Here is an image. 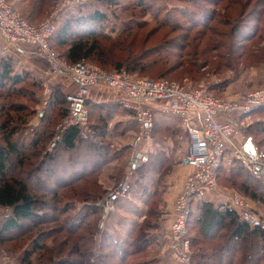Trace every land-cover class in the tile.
Segmentation results:
<instances>
[{"label":"rangeland","instance_id":"1","mask_svg":"<svg viewBox=\"0 0 264 264\" xmlns=\"http://www.w3.org/2000/svg\"><path fill=\"white\" fill-rule=\"evenodd\" d=\"M60 1L40 0L38 4L37 2L33 4L36 7H31L28 3L31 1L10 0L14 8L32 25H37L44 20ZM137 1L115 0L112 3L111 0V3H104L103 0H85L81 3L70 2L60 17L68 8L81 4L79 6L82 7L83 12L98 11L104 14L109 24L116 26V31L129 25L128 31L121 39L130 37L128 42L131 45L128 48L133 51L132 55H137L140 60L141 65L137 67L135 76L151 78L165 76L164 78L179 82L189 89L206 88L213 95L229 100H240L248 93L264 88V20L259 22L258 12L253 10L258 4V0H251V4L245 12H242V6L246 0L234 1L233 3H230L229 0L224 1L221 6H217L219 8L217 14L211 17L210 25H213L212 28H206L200 24L196 26L190 21L192 14L189 13H195L196 19L198 15L203 13L206 15L207 8L214 10L216 7L212 5L213 1L211 0L203 1L200 7L192 4V0H145L147 2L143 5L137 4ZM238 4L240 6H237ZM185 6L189 7L188 12H186ZM260 8H262V4ZM26 10L32 11V16L27 17ZM131 18L141 21L143 26L138 27L136 23H127V20ZM242 18L243 26L247 27L245 30L249 34H251L253 27L259 24V30L251 40L240 38L239 32L235 30L238 22L242 23ZM116 31L111 32L110 28L106 29V32L113 36L116 35ZM215 32H219L221 35H215L214 40L210 41L208 36ZM134 34L136 35L134 36ZM186 34L189 35V42L188 39L187 41L185 39ZM98 44L97 59L92 63L108 72L115 71L116 64L125 59L124 54L127 57L131 56V54L127 55V51H124L123 54L118 50L120 49L118 46H116L118 49L112 48V41L99 39ZM26 48L29 51L33 50L29 47ZM53 49L59 58L66 61L60 54L65 49ZM61 78H63L62 83L69 84L68 78ZM61 78L57 79L60 80ZM92 94L95 95L96 92H92ZM100 94L104 95L102 96L103 99L115 96L104 89ZM44 97L43 87L39 95L40 104L37 105L36 113L29 120L31 123L37 119L36 116L41 109L40 106L44 103ZM116 100H120L119 95H116ZM28 103L32 105L31 102ZM33 105L35 106V104ZM160 117L159 115L155 116L153 130L149 138L142 144L143 151L149 154L148 160L141 163L142 165H137V167L141 165L140 167L143 169L133 171L130 180L134 186L130 194L117 203L116 210L106 219L103 230L104 232L107 230L116 232L114 234L119 238L118 244L122 245L125 244L124 240L128 239L129 233L127 231L132 227L138 229L136 234L139 235L140 226L138 227L135 222L140 223L139 225L145 223V228H147L145 233L151 235L150 240L147 239L148 244L145 247L138 250L128 247L127 252L119 253V250L111 246L109 237H106L103 231L99 229L102 222L101 212L100 215L92 212L81 227L79 226L75 231H68L63 227V223L68 218L69 209L67 212H63V208L59 210L57 205L55 206V203L58 202L60 207L68 205V202L76 203L77 209L83 205L86 207L95 206L96 202L107 195L110 187L127 176L131 167L130 158L132 155V149L130 147L129 151L128 147L127 150L125 149L124 155L117 158L110 166L105 163L99 171L82 179V183L71 186V189H62L59 201L48 198V202L42 205V209H39V211L45 212L39 218L26 220L23 222L22 229H12L3 235L0 243V264H176L169 249L168 236L171 217L167 213L169 191L166 182L170 176L177 174L179 168L182 167L177 164L181 162V159L172 156L169 151L173 149L175 153L178 152L187 142V138H181L184 133L182 129L174 132L158 130L156 124ZM231 118L238 119L237 121L242 127V136L237 139L238 144L236 143V145L247 149L255 146L260 149L264 157V109L253 112L242 119L239 118V113L233 114ZM62 119L54 128V138L58 134L60 137L62 136L57 131V126ZM42 122L43 120L39 121L38 124L41 125ZM131 140L133 141V138ZM171 140L175 144L174 148H171ZM120 142L119 140L118 143ZM167 146L171 149L167 150ZM235 155L234 147L229 146L217 180L216 197L211 201L217 205L225 204L227 206L229 204L225 198L240 194L248 201L250 211L254 213L256 220L264 225V177L257 175L255 170L249 168L242 159L236 158ZM61 163L59 166L53 165V169L59 167L56 172L58 175L60 169L63 168V162ZM27 172L33 174L32 181L44 179L51 183L52 178L45 173L44 169L38 173L29 169ZM105 180L110 182L108 188L105 186ZM45 181L42 182L47 184L48 182ZM140 181H143V187L140 185ZM246 185L250 188H256V194L260 195L261 199L246 192ZM207 200L210 199L207 198ZM198 206L193 209L192 214L197 213ZM4 213L5 209L0 206V225L6 220ZM245 223L250 228L252 227L250 222ZM189 226V236L197 235L198 225L192 223L191 229ZM222 233L217 239L205 243L204 239L202 244L194 243L195 247L192 246L191 240V264H193V259L197 264H227L231 258L230 254L225 257L222 249H217L219 252L215 249L226 237L227 231L223 230ZM154 234H156L155 237ZM233 245L238 250L234 264H238L243 255L244 242L235 241ZM247 245L250 248V244L246 243L245 246ZM200 249L205 251L209 249L210 252L198 256ZM211 252L218 253V256L216 258L209 256L208 253ZM1 253L4 255L2 256ZM230 253L233 254V251L230 250ZM252 256L253 260L256 261L259 253L254 250ZM240 264L248 263L244 261Z\"/></svg>","mask_w":264,"mask_h":264},{"label":"trees","instance_id":"2","mask_svg":"<svg viewBox=\"0 0 264 264\" xmlns=\"http://www.w3.org/2000/svg\"><path fill=\"white\" fill-rule=\"evenodd\" d=\"M28 1H31L28 2L31 7H36L33 4L36 2L38 4L40 0ZM114 1L112 0V3ZM203 1L206 0H192V4L200 7ZM211 1H213L212 5L216 7L214 10L207 8L206 15L204 13L201 15L197 14L198 18L196 19V14L189 12L192 14L190 21L196 24V26L200 24L204 27L206 26V28H212L213 25H210L211 17L217 14L219 10L217 6H221L226 0ZM229 1L233 3L234 1L238 2L241 0ZM103 2L111 3V0H103ZM146 2L145 0H138L137 4L141 3L143 5ZM257 3L253 10L258 12L260 22L264 20V0H258ZM250 4L251 0H246L242 6V12L247 11V7ZM261 4L262 8H260ZM79 5L81 4L75 5L76 7L72 6L59 17L57 30L51 38L52 47L65 49L60 54L69 63H75L81 59L94 62L97 59V51L99 50V39L112 41V48H120L118 50L123 52V54L124 51H127V55L131 54L128 57L124 54L125 59L118 62L114 70L126 71L135 75L134 73L137 67L141 65L140 60L137 55H132L133 51L128 48L131 45L128 42L130 37L121 39L125 32L128 31L127 27L129 25L122 30L116 31V26L109 24L104 14L98 11L92 13L83 12L81 10L82 7ZM237 6H240V4ZM74 7L78 8V10H75ZM185 7L186 12H188L189 7ZM25 13L27 17L32 16V11L28 12L26 10ZM60 20L62 21L60 22ZM241 20L242 23L238 22L239 24L235 28L236 32H239L240 38H245L246 40L253 39L259 30V24L254 26L251 34H249L245 30L247 27L245 25L243 26V18ZM140 22L133 18L127 20V23H136V26L142 27L143 24ZM108 28H110L111 32L116 31V35L113 36L111 33H107L106 29ZM136 29L140 30L139 28ZM215 35L220 36L221 34L219 32L211 33L208 39L210 41L214 40ZM196 36L198 37L197 34ZM185 39L186 41L188 39L189 42L188 34H186ZM104 47L106 48L105 45ZM107 50L109 51V49ZM29 53L31 56H35L37 62H40V60L45 62L35 50H30ZM42 83L41 75L26 63H22V58L19 55L13 52L7 55L0 53V206L10 207L13 212L12 216L4 220V223L0 225V243L2 242L3 235L12 229H22L24 221L39 218L40 215H43L45 212L39 211V209H42V205L48 202L49 199L59 201L62 189H71V186H77L82 183V179L99 171L109 161L107 157L109 148L101 146L99 138H97L98 135L105 132L108 116L101 105L92 104L90 101H88V108L90 110L91 122L95 126L92 120L96 119V122L99 124L95 126L97 128L96 130H98L97 136L94 139L85 140L80 138L79 132L75 127H70L56 141L55 145L51 147V142L54 138V128L59 120L64 118L68 112V94L58 86L52 88V94L43 116V122L37 128L35 136L31 140L29 139L24 125L36 113L35 108L40 104L39 95L43 88ZM28 102H31L32 105ZM263 109L264 106L256 108L249 115ZM61 162H63V168L58 173L62 174V176L56 174L59 167L53 169L54 164L59 166ZM141 165L136 167L135 170L143 169L140 167ZM221 167L222 163L218 169V178ZM28 169L37 173L44 169L45 173L52 178L51 183L44 179L39 181L35 179V181H32L33 174L27 172ZM249 179L252 180L250 177ZM42 181L48 183L44 184ZM140 185L142 187L144 186L143 181H140ZM248 185L245 186V191L261 199V196L256 194V188H250L251 186L249 185V187ZM59 204V202L57 204L55 203V206L57 205L56 207L59 210L63 208V212H67L69 209L68 218L63 223V227L68 229V231H75L79 226L81 227L92 212L99 215L101 212L95 206L86 207L83 205L77 209L76 203L73 202H68V205L66 204L61 207ZM198 208L197 213L195 215L192 214L188 222V226L190 225L192 227V223H194L198 225L199 229L197 235L191 237L192 246L195 247L194 243H203L204 239V243L212 239H217L223 234L222 231L225 230L227 231L226 237L215 249L217 252L222 249L225 257L230 254L231 258L227 261V264L235 263L234 258L238 254L237 248L235 249L233 245L235 241L244 242V248H242L243 255L239 259L238 264L244 261L248 264H264V225L258 224L250 228L247 223L239 219V214L229 205H217L211 200L206 199L202 201ZM135 224L138 227L140 226L139 229L141 231L139 235L136 234L138 229L136 230L134 229L135 227H132L127 231L129 233L128 239L124 240L125 244L122 245L118 244L119 238L114 234L116 232L113 233L112 230H107L105 232L103 231V234L109 237L111 246L119 250V253L127 252L128 247L133 250H138L148 244L147 239L150 240L151 235L147 232L145 233L147 230L144 225L145 223L139 225L140 223L135 222ZM155 236L156 234H154ZM246 243L250 244V248L248 245L245 246ZM34 244L37 245L36 242ZM230 250L233 251V254L230 253ZM254 250L259 253L256 261L253 260L252 256ZM206 252H210V250L207 249L205 251L200 249V252L197 253L198 256H202L206 255ZM97 254L99 256V253ZM208 255L216 258L218 253L211 252ZM194 263L196 262L193 259Z\"/></svg>","mask_w":264,"mask_h":264},{"label":"built area","instance_id":"3","mask_svg":"<svg viewBox=\"0 0 264 264\" xmlns=\"http://www.w3.org/2000/svg\"><path fill=\"white\" fill-rule=\"evenodd\" d=\"M85 0H61L53 11L37 25L30 24L12 5L10 0H0V40L2 53L7 55L20 46L35 50L47 63L43 84L44 104L49 101L52 89L48 78L63 73L69 75L77 84L75 91L67 95L68 112L57 126L63 133L75 127L80 138L94 139L97 130L90 119L88 101L93 89L104 84L115 89L120 96L119 102L137 121L139 130L130 144L132 155L127 176L109 188L107 195L96 202L101 210L100 230H104L106 219L116 210L117 203L127 197L132 190L131 176L138 164L148 160V153L142 144L149 138L154 127L157 113L170 114L181 118L182 127L190 135V145L185 162L193 168L187 176L182 191L175 200L173 217L169 226V249L176 264H191V237L188 222L193 209L210 194L218 190V169L229 146L234 147L235 157L264 177V157L260 149L252 146L243 148L236 145L242 136L240 122L232 119L239 113L247 115L254 109L264 106V88L248 93L240 100L222 99L206 88L189 89L185 85L168 78H149L132 75L126 71L108 72L86 59L75 63L62 60L55 53L51 38L57 30V22L62 11L71 3ZM41 117L34 120L37 125ZM39 119V121H38ZM61 137L59 134L51 143L53 147ZM238 144V143H237ZM229 206L240 215V219L250 222L252 227L260 224L250 211V205L240 194L225 198ZM5 209L4 218L12 216L10 207ZM4 252V250H2ZM2 256L4 253H1Z\"/></svg>","mask_w":264,"mask_h":264},{"label":"crops","instance_id":"4","mask_svg":"<svg viewBox=\"0 0 264 264\" xmlns=\"http://www.w3.org/2000/svg\"><path fill=\"white\" fill-rule=\"evenodd\" d=\"M2 46H3V42L0 40V53L4 55L1 51ZM12 52L19 55L20 58H22V63H26L27 65L32 67L34 70H36L41 75V79L43 82L44 71L47 69L46 62H43L42 60H40L41 63L37 62L35 59V56H31L26 46H20L18 49L12 50L11 53ZM61 77L68 78L69 84L62 83L61 81L63 80V78ZM57 78H61V79L58 80ZM48 80H49L48 82H49V86H51V89L54 86H58L62 90H64L66 94H70L71 92L75 91V89L78 87V84L69 75H66L63 73L57 74L55 76H51L48 78ZM42 85L43 87L45 86V84L43 83ZM102 89L109 92L110 94H114L115 96L108 97V99L107 98L103 99L102 96L104 95L100 94V92H102ZM92 92H96V94L94 95L91 93L89 101L92 104L95 103V104L101 105L104 108V112L108 116V121L106 122L107 125L105 126V132L102 134L100 133L101 135H98L97 138H99V143L101 144V146L104 145L107 148H109V153L107 156L109 161L106 163V165L110 166L111 164L114 163V161L117 158L122 157V155H124V153L126 152L125 149L127 150V148L129 147L128 149L130 151V144L132 141V140L130 141V139L134 138L133 135L139 130V126L133 114L129 112L128 110H126L125 108H123L121 103L116 100V95H119V93L115 89H112L104 84H99L93 89ZM48 102L45 105H41L40 106L41 109L38 111V115L36 117H41L40 122L43 120V116L47 109ZM156 115L157 116L159 115L162 117L158 119L159 122L156 124V127H158V130L163 129V130H171L172 132H174V131H180L182 129L184 133L183 134L181 133L182 134L181 138H187V142H185L183 144V147H181V149L176 153L174 152L173 149H171L175 147L173 140H171L172 142L170 144L171 148H168L167 146V150L171 149V151L169 152L172 154V156H175L181 159V162L177 164L180 167L182 166L181 168H179V171L177 172V174L173 175L172 177L170 176V178H168L166 182V185L169 191L168 193L169 207H168L167 213L169 217H171L170 218V222H171V219L173 217V210L175 206L176 197L182 191L187 175L193 171V168H191L185 162V156L187 155L189 145H190V138H189L190 135L182 127L181 118L179 116L170 115V114H161V113H157ZM247 116H249V114L241 115L240 117L242 119ZM92 121L95 124V126L96 124L99 125L96 122L97 121L96 119ZM24 126L25 128H28L25 130H26V134L29 136V139L31 140L30 137L35 136L37 127L40 125L39 124L33 125V122L31 123L29 121ZM119 140L121 141L120 143H118ZM168 157L170 156L168 155ZM104 183H105V186L108 188V186L110 185L109 180H105ZM215 197L216 195L213 193V194H210L208 198L210 200H213ZM169 226H170V223H169Z\"/></svg>","mask_w":264,"mask_h":264}]
</instances>
